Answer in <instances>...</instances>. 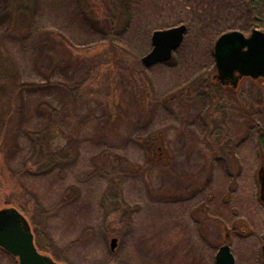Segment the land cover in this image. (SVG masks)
Returning <instances> with one entry per match:
<instances>
[{
  "label": "rangeland",
  "instance_id": "1",
  "mask_svg": "<svg viewBox=\"0 0 264 264\" xmlns=\"http://www.w3.org/2000/svg\"><path fill=\"white\" fill-rule=\"evenodd\" d=\"M18 3L30 0H0L18 70L0 86V208L26 217L38 250L63 264H216L227 244L234 264H262L264 77L220 80L213 45L264 31V0H129L113 35L102 0ZM179 24L171 59L145 67L152 31ZM213 83L234 95L214 123L226 149L210 135ZM52 111L57 136L38 151L31 134ZM68 139L66 162L40 166Z\"/></svg>",
  "mask_w": 264,
  "mask_h": 264
},
{
  "label": "water",
  "instance_id": "2",
  "mask_svg": "<svg viewBox=\"0 0 264 264\" xmlns=\"http://www.w3.org/2000/svg\"><path fill=\"white\" fill-rule=\"evenodd\" d=\"M186 25L179 24L155 29L151 34V49L141 58L145 67L167 62L182 43ZM213 57L220 80L235 84L239 77H264V31L253 28L249 35L239 30L221 33L213 45ZM262 174V173H261ZM264 187V175L261 177ZM264 200V191L261 190ZM116 239H111V249ZM0 247L16 258L17 264H63L41 253L26 217L14 206L0 208ZM264 264V244L262 245ZM216 264H234V256L227 244L219 247L215 255Z\"/></svg>",
  "mask_w": 264,
  "mask_h": 264
},
{
  "label": "trees",
  "instance_id": "3",
  "mask_svg": "<svg viewBox=\"0 0 264 264\" xmlns=\"http://www.w3.org/2000/svg\"><path fill=\"white\" fill-rule=\"evenodd\" d=\"M128 2L129 0H102V3L105 7L107 17L109 18V21H110L109 32L112 35L115 29H117L116 27L121 22V19L123 18V16L127 17V20H126L127 22L129 20L130 14H129ZM18 4L20 8H23V10L26 11V9H29L31 0H30V4L24 7L20 3ZM48 40H52V37L50 34L45 36V41L48 42ZM17 79H18V70H17L16 64L13 58L5 50L0 40V86L4 83L15 84ZM210 86L211 85H209L208 88ZM214 86L216 87V90H214L213 92L215 93L216 97L214 98V100L211 101V107H210L211 109L210 110L211 111L210 126L212 130L214 131H211L210 135L213 134L214 136L212 137V141L214 142L215 147L218 145H222L226 149V147L228 146V142L227 143L225 142L227 133L224 131L225 129H220L216 125L217 123L216 124L214 123L215 121H219V116L221 115L222 109H225V105L229 103V101L233 98L234 95L232 93V89L230 90L231 93L225 92L221 83H213L212 88ZM14 87L15 86H12L13 90H14ZM54 113H55L54 111L51 112V116H49L48 121H47L48 124L42 130L31 134L32 136H34L37 142L35 145V148L38 151H40V148L43 143H49L52 139H54L57 136V131L55 129L56 118L54 117L55 116ZM152 139H153V136H150V137H147V139H144L145 151L147 155H151V152H154L152 148ZM69 145H70V140L68 139L66 143H63V144L57 143V145L49 149V151H46L45 153H43L40 158V166L47 167L50 164H55V163L62 164L66 162L69 157ZM259 145H260L261 150L264 151V134L262 133L259 135ZM118 172H120L119 169H118ZM10 204L11 203H9V201L5 202V206L6 205L10 206ZM0 250L1 251L3 250V252H6L1 247H0ZM14 263L17 264L16 258H15Z\"/></svg>",
  "mask_w": 264,
  "mask_h": 264
},
{
  "label": "flooded vegetation",
  "instance_id": "4",
  "mask_svg": "<svg viewBox=\"0 0 264 264\" xmlns=\"http://www.w3.org/2000/svg\"><path fill=\"white\" fill-rule=\"evenodd\" d=\"M225 81V83H228V84H230L231 82L229 81V80H224ZM261 172H264L263 170H261ZM261 190H263L264 191V187H263V189L261 188L260 189V193H261ZM260 197H261V194H260ZM263 202H264V200H262ZM263 244H264V242H263ZM262 244V245H263ZM261 250H262V247H261ZM263 256V255H262ZM262 264H263V260H262Z\"/></svg>",
  "mask_w": 264,
  "mask_h": 264
}]
</instances>
